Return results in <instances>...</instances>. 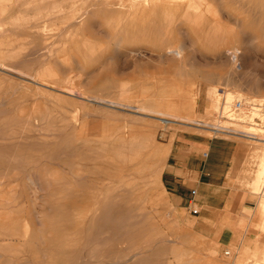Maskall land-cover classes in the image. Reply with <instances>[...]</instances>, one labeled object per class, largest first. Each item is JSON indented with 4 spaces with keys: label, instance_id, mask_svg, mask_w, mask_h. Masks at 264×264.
Here are the masks:
<instances>
[{
    "label": "rangeland",
    "instance_id": "obj_1",
    "mask_svg": "<svg viewBox=\"0 0 264 264\" xmlns=\"http://www.w3.org/2000/svg\"><path fill=\"white\" fill-rule=\"evenodd\" d=\"M134 1L0 0V264H264L253 184L264 140L234 133L257 120L264 134V112L251 115L264 110V0H184L169 13ZM226 89L242 95L230 104ZM213 139L231 152L221 192L174 193L169 167Z\"/></svg>",
    "mask_w": 264,
    "mask_h": 264
},
{
    "label": "bare ground",
    "instance_id": "obj_2",
    "mask_svg": "<svg viewBox=\"0 0 264 264\" xmlns=\"http://www.w3.org/2000/svg\"><path fill=\"white\" fill-rule=\"evenodd\" d=\"M4 1V0H3ZM10 1V0H9ZM139 1H141V0H139ZM139 1H138V3H139ZM143 1H145V0H143ZM142 1V2H143ZM148 1V4H149V6H150V8L149 9H151V8H159V7H157V6H161V7H167V12L169 13V9H173V8H176V7H179V6H184V5H186L185 3H184V0H147ZM197 2L199 1V0H196ZM239 1V0H238ZM244 0H242L241 2H243ZM261 1V0H260ZM15 2V1H14ZM17 2V1H16ZM133 2V1H132ZM146 2V1H145ZM196 2V3H197ZM200 2H201V0H200ZM199 2V3H200ZM136 3V1H134V4ZM138 3H136L137 5H138ZM198 3V4H199ZM203 5H204V2H203V0H202V2H201ZM199 4V5H201L202 6V4ZM3 4V3H2ZM8 4V3H7ZM128 4V3H127ZM198 4L196 5L195 3H188L187 4V6H185V7H191V8H195V9H197L198 7ZM256 4V3H255ZM250 5V4H249ZM10 6H12V5H10ZM17 6V5H16ZM75 6V5H74ZM77 6V5H76ZM118 6H119V4H118ZM124 6V5H123ZM201 6H199V7H201ZM253 6V5H252ZM251 6V7H252ZM13 7V6H12ZM11 7V8H12ZM115 7V6H114ZM160 7V8H161ZM197 7V8H196ZM19 8V7H18ZM34 8V7H33ZM39 8V7H38ZM52 8V7H51ZM131 8V7H130ZM249 8V7H248ZM253 8V7H252ZM262 8V7H261ZM4 9H5V7H4ZM7 9V8H6ZM6 9H5V11H6ZM14 9V8H13ZM43 9H45V8H43ZM53 9H54V7H53ZM73 9V8H72ZM78 9V8H77ZM134 9V8H133ZM163 9V8H162ZM12 10V9H11ZM10 10V11H11ZM15 10V9H14ZM34 10H35V8H34ZM50 10V9H49ZM83 10V9H82ZM186 10V9H185ZM13 11V10H12ZM36 11V10H35ZM66 10H64V12H65ZM79 11H80V9H79ZM162 11V10H161ZM199 11V10H198ZM254 11H255V8H254ZM259 11V10H258ZM260 11H261V9H260ZM7 12H8V10H7ZM18 12V11H17ZM22 12V11H21ZM58 12V11H57ZM76 12V11H75ZM74 12V13H75ZM82 12V11H81ZM127 11H125V13H126ZM171 12V11H170ZM12 13V12H11ZM82 13H84V12H82ZM88 13V12H87ZM155 13H157V12H155ZM200 14H199V17L200 18H202L203 20L205 19V13H202V12H199ZM13 14V13H12ZM26 14V13H25ZM29 14V13H28ZM59 14V13H58ZM79 14V13H78ZM85 14V13H84ZM139 14H141V13H139ZM149 14V13H148ZM151 14V13H150ZM6 15V14H5ZM4 15V16H5ZM20 15V14H19ZM57 15V14H56ZM60 15V14H59ZM73 15V14H72ZM77 15V14H76ZM85 16V15H84ZM122 16V15H121ZM149 15H142V17H148ZM48 17V16H47ZM154 17V16H153ZM6 18V17H5ZM11 18V17H10ZM20 18V17H19ZM19 18H18V20H19ZM57 18V17H56ZM68 18V17H67ZM78 18V17H77ZM125 18V17H124ZM144 18V19H145ZM150 18V17H149ZM17 19V18H16ZM69 19V18H68ZM10 20V19H9ZM12 20V19H11ZM124 20V19H123ZM72 21V20H71ZM71 21H69V22H71ZM125 21V20H124ZM9 22H11V21H9ZM15 22V21H14ZM154 22H152V23H149V25L148 26H144V27H142L141 28V31H142V34L143 35H145L146 37H148V33H149V30H150V25L151 24H153ZM10 24V23H9ZM168 24L169 23H167V22H161V23H156V27H157V29H163V28H166L167 26H168ZM20 25V24H19ZM19 25L17 26V27H19ZM262 25V24H261ZM38 26V25H37ZM65 26V25H64ZM263 27V26H262ZM38 29V28H37ZM135 29V28H134ZM140 31V32H141ZM70 32V31H69ZM138 32V31H137ZM71 33V32H70ZM53 35H55V34H53ZM134 35V34H133ZM136 35V34H135ZM140 35V34H139ZM121 36V35H120ZM118 37V38H121V37ZM125 36V35H124ZM138 36V35H137ZM141 37V36H140ZM117 38V37H116ZM56 40V39H55ZM121 40V39H120ZM122 40H123V38H122ZM117 41H119V40H117ZM93 42V41H92ZM122 42V41H121ZM25 43V42H24ZM113 43V42H112ZM119 44H121L120 42H118ZM48 44V43H47ZM184 44V43H183ZM182 43L180 44V45H178L177 46V49H176V51H178V50H182V49H184L183 48V46H181V45H183ZM186 44V43H185ZM91 45V44H90ZM116 45H117V42H116ZM80 46V45H79ZM97 46H98V44H97ZM118 46V45H117ZM26 47V46H25ZM95 47V46H94ZM102 47V46H101ZM21 48V47H20ZM89 48V47H88ZM119 48H121V47H119ZM14 49V48H13ZM86 49H87V47H86ZM90 50H91V48H89ZM20 49H18L17 51H19ZM23 50V49H22ZM26 50V49H25ZM54 50V49H53ZM55 51V50H54ZM92 51V50H91ZM142 51V50H141ZM237 51H238V49L237 48H234L233 49V53L234 54H236L237 53ZM7 52V51H6ZM10 52V51H9ZM20 52V51H19ZM18 52V53H19ZM88 52V51H87ZM94 52V51H93ZM98 52V51H97ZM135 52V51H134ZM14 53H15V51H14ZM14 53L13 54H11L12 56L14 55ZM16 54V53H15ZM14 57V56H13ZM87 57V56H86ZM5 62V61H4ZM4 62L2 61L1 62V60H0V65H2V66H4ZM7 66H9L8 64H7ZM11 66V65H10ZM9 66V67H10ZM8 67V68H9ZM41 68V67H40ZM7 69V68H6ZM12 69V68H11ZM45 69V68H44ZM10 70V69H9ZM23 70V69H22ZM25 70V69H24ZM26 71V70H25ZM17 72V71H16ZM21 72V71H20ZM24 72V71H23ZM23 74V73H22ZM27 74V72L25 73V75ZM30 75V74H29ZM29 75H28V77H29ZM32 75V74H31ZM24 76V75H23ZM36 77V76H35ZM34 77V78H35ZM32 78V76L30 77V79ZM33 80V79H32ZM45 81H48V80H45ZM39 85V84H38ZM48 85V84H47ZM233 85V84H232ZM235 85V84H234ZM49 86H52V85H49ZM54 87V86H53ZM213 87V86H212ZM216 88V87H215ZM211 90H212V88H211ZM214 88H213V91H212V93H214ZM216 90H220V89H216ZM239 89H237V90H235V89H226L225 91H223L224 92V95H225V98H226V101L228 102V103H230V104H232L231 102H232V100H233V98L234 97H238L239 98V96H241L242 94L238 91ZM211 92V91H210ZM216 92V91H215ZM221 92V91H220ZM243 93V92H242ZM211 94V93H210ZM216 94H219L218 92L216 93ZM215 94V95H216ZM212 95V94H211ZM220 95H221V93H220ZM210 96V95H209ZM215 97V96H214ZM221 97H222V95H221ZM256 96H254V98H255ZM263 97V99H264V96H262ZM242 98V97H241ZM240 98V100H242V101H244L243 99H241ZM244 98H245V95H244ZM235 99V98H234ZM247 99V98H246ZM262 99V100H263ZM214 100H216V99H214ZM222 100V99H221ZM225 100V99H224ZM248 100V99H247ZM257 100H259V98L257 99ZM262 100H260V101H262ZM217 101H220V99H219V96H217ZM217 101H215V102H217ZM226 102V103H227ZM245 102V101H244ZM218 103V102H217ZM217 103H214L215 105L217 104ZM248 103V102H247ZM250 103V102H249ZM253 103V102H252ZM263 103V102H262ZM156 105V104H155ZM226 104H224V106H225ZM229 105V104H228ZM228 105H227V107H228ZM247 105V104H246ZM230 107L229 108H231V105H229ZM261 106H262V104H261ZM261 106L260 107H258L257 106V104H255L254 106H252V110H251V115H252V118H256V117H258V115L259 116H261L262 114L261 113H263L264 112V110H262V108H261ZM264 106V105H263ZM226 107V106H225ZM228 108V109H229ZM236 108V107H235ZM238 108V107H237ZM237 108H236V111H237ZM239 108H241V107H239ZM238 108V109H239ZM251 108V107H250ZM259 108V109H258ZM234 109V108H233ZM246 109V108H245ZM225 110H227V109H225ZM250 110V109H249ZM229 111V110H228ZM235 111V112H236ZM248 110H246V112H247ZM140 112V111H139ZM154 112H156V113H158L159 115H160V117H161V120H163V121H165L166 123H168L167 121H169V122H171L170 120H179V121H185V122H187V123H190L189 121H186V120H183L184 118L183 117H185V118H190V116L189 115H182V118H180L181 117V114H176V113H171V112H169V111H164V110H157V109H154ZM240 113V112H239ZM239 113H234V115H233V111L231 112H229L228 114H229V116L231 117L230 119H232V121H234L233 119H237V118H239L238 117V114ZM148 114V113H147ZM143 115V114H142ZM241 115V114H240ZM243 116V115H242ZM249 116V115H248ZM159 117V118H160ZM262 117H263V115H262ZM241 118H243V117H241ZM251 118V117H250ZM249 118V119H250ZM194 119V118H193ZM245 118H243L242 119V121L244 120ZM246 119H247V117H246ZM259 119V118H258ZM262 119V118H261ZM263 119H264V117H263ZM262 119V120H263ZM238 120H240V119H238ZM251 120V119H250ZM255 120V119H254ZM253 120V121H254ZM237 121V120H236ZM241 121V122H242ZM247 120H245V122H246ZM256 122L255 123H250V124H248L249 122H247V124H244L243 125V127L241 128V126H240V128H236V127H234L235 128V130H234V133H240V134H242V135H245V136H248V137H250V138H252V139H254V140H260V141H262V140H264V134L263 133H260V130L262 129V127H260V123L258 124V122H257V120H255ZM192 122V121H191ZM251 122V121H250ZM178 123V122H177ZM234 123V122H233ZM236 123V122H235ZM234 123V124H235ZM242 124V123H241ZM240 124V125H241ZM213 127V126H212ZM216 131H229L227 128H226V126H225V123L224 122H222V123H219L218 124V126H216V127H213ZM10 130H12V129H10ZM112 130V129H111ZM210 130V129H209ZM113 131V130H112ZM120 131V130H119ZM215 131V132H216ZM84 132V131H83ZM261 132H262V130H261ZM10 133V132H9ZM44 133H46V132H44ZM43 133V134H44ZM51 134H53V133H51ZM51 134H49V135H51ZM74 134V133H73ZM76 134V133H75ZM140 134V133H139ZM44 136H45V134H44ZM43 136V137H44ZM75 136V135H74ZM119 136V135H118ZM12 137V136H11ZM39 137V136H38ZM80 137V136H79ZM115 137H117L116 135H115ZM114 137V138H115ZM125 138H126V136H124ZM138 137V136H137ZM136 137V138H137ZM144 137V136H143ZM142 137V138H143ZM134 138V137H133ZM132 138V139H133ZM149 138V137H148ZM43 139V138H42ZM86 139H88V138H86ZM85 139V140H86ZM116 139V138H115ZM114 139V140H115ZM3 140V139H2ZM89 140V139H88ZM145 140V139H144ZM111 141V140H110ZM124 141V140H123ZM127 141H128V139H127ZM127 141H126V144H129V143H127ZM141 141V140H140ZM139 140H138V142H140ZM147 141H148V139H147ZM150 141V140H149ZM21 142V141H20ZM87 142V141H86ZM86 142H84V143H86ZM137 142V143H138ZM264 142V141H263ZM109 143V142H108ZM115 143V142H114ZM117 143V142H116ZM120 143H122V142H120ZM135 143V142H134ZM144 143V142H143ZM143 143H141V144H143ZM152 143V142H151ZM124 145H125V141H124V143H123ZM120 145V144H119ZM93 146H95V144L93 145ZM93 146H92V148H93ZM118 146V145H117ZM127 146V145H126ZM142 146V148L144 149V144L143 145H141ZM140 146V147H141ZM158 146V145H157ZM112 147V146H111ZM123 147H125V146H123ZM131 147V149H132V146H130ZM88 148V147H87ZM121 151H123L124 149L121 147ZM130 149V148H129ZM142 150V149H141ZM98 151V150H97ZM117 151V150H116ZM159 151V150H158ZM169 151V150H168ZM102 152H104L103 150H102ZM79 153V152H78ZM99 152H97V154H98ZM119 153V152H118ZM139 153V152H138ZM136 154V153H135ZM162 154V153H161ZM109 157H111V156H109ZM116 157V156H115ZM118 157V156H117ZM107 158H108V156H107ZM127 158V157H126ZM126 158H124V160L126 159ZM129 158V157H128ZM95 159V158H94ZM94 159H93V161H94ZM128 160V159H127ZM96 161H99V160H96ZM100 163H101V160H100ZM143 165V164H142ZM163 166V165H162ZM139 167V166H138ZM161 167V166H160ZM99 168V167H98ZM159 168V167H158ZM81 169V168H80ZM96 169V168H95ZM100 169V168H99ZM157 170V169H156ZM79 171V170H78ZM79 174H81V173H79ZM84 174V173H83ZM262 174H264V160L262 161V163L260 164V166H259V170H258V173H257V176H256V179L254 180V182H253V184H254V187L256 188V189H259V191H257L258 193H260L261 195H262V197H263V199H261V204H260V213H261V215L263 216V223H261L262 224V228H263V231H264V183H262V182H264L262 179ZM35 175V174H34ZM85 175V174H84ZM35 179V178H34ZM82 180V179H81ZM118 182V181H117ZM74 183V182H73ZM75 183H79L78 181L77 182H75ZM125 183V182H124ZM129 185V184H128ZM125 186V185H124ZM253 187V188H254ZM89 189V188H88ZM113 190H115V188L113 189ZM74 191V190H73ZM76 191V190H75ZM90 191H91V189H90ZM98 191V190H97ZM92 192V191H91ZM99 192H101V191H99ZM108 192V191H107ZM93 193H94V191H93ZM98 193V192H97ZM97 193L95 192V194L97 195ZM93 195V194H92ZM107 195V194H106ZM93 197V196H92ZM117 197V196H116ZM94 198V197H93ZM260 198H261V196H260ZM102 199H103V197H102ZM101 199V200H102ZM118 199V198H117ZM104 201V200H103ZM116 201V200H115ZM95 203V202H94ZM93 203V204H94ZM80 206V205H79ZM82 206V205H81ZM96 207V206H95ZM79 208V207H78ZM93 208V207H92ZM91 208V209H92ZM258 208V209H259ZM100 210V209H99ZM92 211V210H91ZM74 213V212H73ZM79 213V212H78ZM77 213V214H78ZM132 213V212H131ZM89 214H91L90 212H89ZM93 214V213H92ZM69 215V214H68ZM75 217V216H74ZM72 218V217H71ZM76 218H77V216H76ZM84 218V217H83ZM90 218V217H89ZM130 218H131V216H130ZM85 219V218H84ZM65 220V219H64ZM86 220V219H85ZM78 221V220H77ZM87 222V221H86ZM85 222V223H86ZM203 224H205V226L207 227V224L205 223V222H203ZM88 226V225H87ZM85 227V226H84ZM204 232V231H203ZM28 234H29V230H28ZM31 235V234H30ZM29 235V236H30ZM204 236H207V234L205 233V234H203ZM29 240V239H28ZM263 240H264V238H263ZM51 243V242H50ZM108 243V242H107ZM114 243V242H113ZM103 244H105V242L103 243ZM51 245V244H50ZM49 245V246H50ZM106 245V244H105ZM260 246V245H259ZM95 247V246H94ZM256 248V247H255ZM100 249V248H99ZM258 249H260V248H258ZM261 249H263V253L261 252V251H259V250H257L258 251V253L259 252H261L262 254L261 255H264V247L262 246L261 247ZM256 251V252H257ZM229 253V252H228ZM257 253V254H258ZM0 254H2V253H0ZM121 255V254H120ZM123 255H125V254H123ZM94 256V255H93ZM92 256V258H94ZM99 256V255H98ZM97 256V257H98ZM116 257L118 256V255H115ZM126 256V255H125ZM259 257H260V254L258 255ZM259 257H258V259H259ZM262 258L261 259H263V261H264V256H261ZM196 259V258H195ZM257 259V258H256ZM257 259V260H258ZM115 260V259H114ZM188 260V259H187ZM187 260H185V261H187ZM193 260V259H192ZM257 260H255V262H254V260H253V262L255 263V264H257V262L259 261H257ZM95 261V263H96V260H94ZM100 261H101V259H100ZM257 261V262H256ZM90 262V261H89ZM89 262H88V264H89ZM93 262V261H92ZM98 262V261H97ZM102 262V261H101ZM190 262V261H189ZM252 262V263H253ZM260 262V261H259ZM258 262V263H259ZM262 262V261H261ZM188 263V262H187ZM253 263V264H254ZM264 263V262H263ZM79 264V263H78ZM117 264V263H116ZM191 264V263H190ZM261 264V263H260Z\"/></svg>",
    "mask_w": 264,
    "mask_h": 264
},
{
    "label": "crops",
    "instance_id": "obj_3",
    "mask_svg": "<svg viewBox=\"0 0 264 264\" xmlns=\"http://www.w3.org/2000/svg\"><path fill=\"white\" fill-rule=\"evenodd\" d=\"M225 145V140L213 139L209 143L207 151H205L206 154L203 153L202 156H200L201 153L199 152L204 148H199L197 145L198 148H193L194 150L192 149L191 153L188 154L189 159L186 166L173 164L169 169L167 168L170 173H167L168 177L165 179V183L170 184L169 187L174 193L182 196L192 185L204 186L210 190V194L221 192L223 188L221 183H224V179L228 176L231 167V152ZM194 157L199 158V164L195 166L191 164ZM203 222L207 223V221Z\"/></svg>",
    "mask_w": 264,
    "mask_h": 264
},
{
    "label": "built area",
    "instance_id": "obj_4",
    "mask_svg": "<svg viewBox=\"0 0 264 264\" xmlns=\"http://www.w3.org/2000/svg\"><path fill=\"white\" fill-rule=\"evenodd\" d=\"M236 104H237V107H242L243 106V101L242 100H237L236 101ZM194 193H196V190H193ZM191 212L194 213V214H197L199 213V207L198 206H193L191 208Z\"/></svg>",
    "mask_w": 264,
    "mask_h": 264
},
{
    "label": "clouds",
    "instance_id": "obj_5",
    "mask_svg": "<svg viewBox=\"0 0 264 264\" xmlns=\"http://www.w3.org/2000/svg\"><path fill=\"white\" fill-rule=\"evenodd\" d=\"M175 55H176L177 57H180V56L182 55V50H178V51H176V52H175Z\"/></svg>",
    "mask_w": 264,
    "mask_h": 264
}]
</instances>
